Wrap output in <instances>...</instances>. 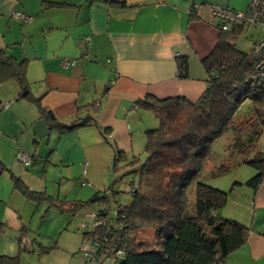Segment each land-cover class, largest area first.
<instances>
[{
    "label": "crops",
    "instance_id": "0c3cea01",
    "mask_svg": "<svg viewBox=\"0 0 264 264\" xmlns=\"http://www.w3.org/2000/svg\"><path fill=\"white\" fill-rule=\"evenodd\" d=\"M249 2L0 0V50L27 60V96L40 99L41 109L58 122L75 125L88 118L85 126L61 134L40 119V108L20 95L14 80L0 84V161L6 167L0 172V221L7 225L0 235V256H20L37 239L56 249L40 254L33 245L32 264L75 260L83 236L69 218L91 206L67 214L47 203L39 205L14 188L12 175L29 190L66 202H87L114 186V147L127 157L136 155L153 121L149 112L133 107L148 97L197 102L207 88L203 60L220 36L211 6L243 11ZM18 12L32 21L14 18ZM185 58L189 76L181 79L178 60ZM63 60L77 63L64 66ZM20 153L32 159L30 167L19 162ZM82 180L87 182L84 187ZM262 185L256 190L242 185L241 198L229 197V208L228 200L221 211L251 230L246 245L225 264H264ZM47 214L58 215L55 233L32 235L35 221L44 225Z\"/></svg>",
    "mask_w": 264,
    "mask_h": 264
},
{
    "label": "trees",
    "instance_id": "16d2710c",
    "mask_svg": "<svg viewBox=\"0 0 264 264\" xmlns=\"http://www.w3.org/2000/svg\"><path fill=\"white\" fill-rule=\"evenodd\" d=\"M195 17L192 9L191 18ZM247 29L239 25L228 31L217 29V45L202 63L207 88L197 102L148 97L133 107L152 113L159 126L146 131L145 159L127 157L114 147L113 173L125 171L127 192L115 179L114 186L87 202H66L31 191L12 175L14 188L26 199L47 203L61 213L76 214L98 205L99 210L94 211L97 225L82 232L83 242L95 249L96 264H225L246 245L251 230L221 214L231 192L210 185L208 179H218L244 165L256 174L245 183L235 182L234 187L256 190L264 182V152L258 149L264 135V87L256 77L251 52L238 50L234 43ZM26 70V59L18 61L0 50V84L14 80L22 95L28 86ZM188 76V60L179 59L178 77ZM26 99L40 108V119L51 130L63 134L77 128L50 119L41 109L40 99L29 95ZM247 101L251 114L240 122L237 115ZM223 138L225 155L214 151ZM4 170L0 161V172ZM124 196L131 200L127 202ZM6 230L7 225L0 221V235ZM33 245L40 254L56 249V245L46 247L36 239L22 251L33 253ZM19 258L0 256V264H20Z\"/></svg>",
    "mask_w": 264,
    "mask_h": 264
},
{
    "label": "rangeland",
    "instance_id": "374dc122",
    "mask_svg": "<svg viewBox=\"0 0 264 264\" xmlns=\"http://www.w3.org/2000/svg\"><path fill=\"white\" fill-rule=\"evenodd\" d=\"M263 36V30L260 27H255L254 25L250 26L247 30H245L242 34H240V36H238L235 40L234 43L237 47L238 50L249 54L251 51V48L253 46V44L256 41H259ZM249 113V114H248ZM150 116V118L153 120L151 121V123L149 124L151 126L150 129H155L159 126V122L158 120L155 118V116L152 113H148ZM251 114V108H250V103L247 101L244 106L242 107V109L240 110V112L237 115L238 121H244L246 120L248 115ZM148 128H146L144 130V137L141 141V146H140V150H138L137 148V154L136 155H141L142 159H145L146 155H145V145H146V131ZM226 144L225 138L221 139L219 141V143L215 146L214 151L216 153H222L223 155H225L224 150L225 147L224 145ZM258 149L260 151L264 150V135L261 137L259 143H258ZM133 157V156H132ZM131 157V158H132ZM252 173H255V170L252 169L251 167L248 166H240L237 167L236 169H233L232 171H230L228 174H226L223 177H220L218 179H212L209 178L208 179V183L210 185H213L214 187L224 191V192H231L230 193V198H237L240 199L241 198V192L242 190H240V187H234L235 182H240V181H244L247 182L249 179H251L252 177ZM125 171L121 170L120 172L117 173L116 175V180L119 181V185L120 188L123 191H128L129 190V177L125 176ZM123 178L120 181V178ZM233 188V190H232ZM245 190V189H243ZM126 198V201L129 202L131 199L129 198V196H124ZM229 198V199H230ZM231 200H229V203L227 205V207L229 208L230 204H231ZM99 210L98 205H91V207H89L88 209L82 211L78 216L76 217H71L70 215V220H72L71 225H73L76 229L79 228L80 232H84L86 230H90L92 228V219L88 216V214L93 211H97ZM87 214V215H86ZM58 215H53V214H47V220L45 221L44 225H42L41 222H37L35 221V224H33V230L31 232L32 235H38L37 233H40V235L44 236V235H50L55 233L56 228H57V220H55L57 218ZM67 216V215H65ZM41 218V216H40ZM66 218V217H65ZM39 220V219H38ZM82 224H87L88 227L87 229H82L81 226ZM67 226H69V223L66 224ZM66 226V227H67ZM30 235V234H29ZM31 255L27 252H23L20 254V264H32V261L29 260V257ZM87 254L85 253V251L82 249H80V252L78 255H76L75 260L71 263V264H88L87 262Z\"/></svg>",
    "mask_w": 264,
    "mask_h": 264
},
{
    "label": "built area",
    "instance_id": "2783aa9c",
    "mask_svg": "<svg viewBox=\"0 0 264 264\" xmlns=\"http://www.w3.org/2000/svg\"><path fill=\"white\" fill-rule=\"evenodd\" d=\"M210 9L213 19L212 23L221 31H228L232 26L236 25L243 26L244 28H249L254 25L263 30L262 38L253 44L250 52L252 59L254 60L256 77L259 84L264 87V0H251L249 7L245 11H235L229 7L220 5H212ZM14 18L26 23L32 21L31 16L25 15L21 12L16 13ZM76 63L77 60H63L62 62L64 66H75ZM6 106H9V103ZM18 160L25 166H30L32 163L31 158L22 153L18 155ZM86 184L87 182L84 180L81 181L83 187L86 186ZM262 189L264 191V182ZM89 217L92 219V227H95L97 225L96 212L90 213ZM87 227V224H82L81 226L82 229H87ZM82 249L87 254L88 264H96V261L93 258L95 252L93 245L83 242Z\"/></svg>",
    "mask_w": 264,
    "mask_h": 264
},
{
    "label": "water",
    "instance_id": "95a60500",
    "mask_svg": "<svg viewBox=\"0 0 264 264\" xmlns=\"http://www.w3.org/2000/svg\"><path fill=\"white\" fill-rule=\"evenodd\" d=\"M23 91H24V92H23L22 96H23V97H26V96H27V91H26V89H24ZM48 114H49V116H50L52 119H54V116L52 115L51 112H48ZM87 123H88V118H85V119L81 120L80 122H78L77 124H75L74 126H75V127H82V126H85Z\"/></svg>",
    "mask_w": 264,
    "mask_h": 264
}]
</instances>
